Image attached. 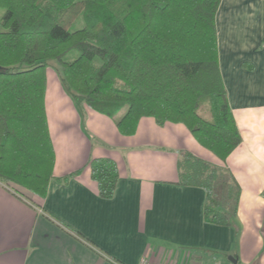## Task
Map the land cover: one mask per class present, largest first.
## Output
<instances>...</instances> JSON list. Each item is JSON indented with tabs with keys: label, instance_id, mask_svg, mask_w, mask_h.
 <instances>
[{
	"label": "trees",
	"instance_id": "1",
	"mask_svg": "<svg viewBox=\"0 0 264 264\" xmlns=\"http://www.w3.org/2000/svg\"><path fill=\"white\" fill-rule=\"evenodd\" d=\"M220 3L0 0V182L15 192L10 184L27 189L39 206L51 180L69 182L82 170L54 174L45 101L52 67L83 118L89 107L124 135L147 116L160 125L184 124L222 163L182 151L178 183L205 190L206 222L231 225L241 187L226 163L243 138L219 67ZM88 165L100 197L113 198L120 177L115 159L91 158Z\"/></svg>",
	"mask_w": 264,
	"mask_h": 264
},
{
	"label": "crops",
	"instance_id": "2",
	"mask_svg": "<svg viewBox=\"0 0 264 264\" xmlns=\"http://www.w3.org/2000/svg\"><path fill=\"white\" fill-rule=\"evenodd\" d=\"M216 27L219 67L243 138L226 163L241 187L232 224L206 222L205 190L178 183L182 151L222 163L184 124L147 116L124 135L89 107L83 118L47 71L54 174L82 170L69 182L51 180L39 206L27 189L10 184L20 196L0 182V264H264V0H221ZM98 157L119 168L111 199L100 197L91 175L88 162Z\"/></svg>",
	"mask_w": 264,
	"mask_h": 264
},
{
	"label": "rangeland",
	"instance_id": "3",
	"mask_svg": "<svg viewBox=\"0 0 264 264\" xmlns=\"http://www.w3.org/2000/svg\"><path fill=\"white\" fill-rule=\"evenodd\" d=\"M2 12H3V9H1L0 8V16H1V14H2ZM81 24H77V26H80ZM48 78H49V80L50 81H52V80H57V81H60V78H59V76H58V72H57V70L55 69V68H49L48 69ZM60 83H61V81H60ZM62 85V84H61ZM51 88H55V84H51ZM64 89V88H63ZM66 92V91H65ZM67 93V92H66ZM67 95L69 96V94L67 93ZM70 97V96H69ZM76 109H77V107H76ZM67 121H70V122H73L74 121V119L73 118H67ZM83 128H86V124L85 123H83ZM71 130H72V132H73V128H71L70 129V132H71ZM76 131V130H75ZM231 256V255H230ZM230 256H228V258L230 257Z\"/></svg>",
	"mask_w": 264,
	"mask_h": 264
},
{
	"label": "water",
	"instance_id": "4",
	"mask_svg": "<svg viewBox=\"0 0 264 264\" xmlns=\"http://www.w3.org/2000/svg\"><path fill=\"white\" fill-rule=\"evenodd\" d=\"M229 259L233 262V263H237L238 260L236 257L230 256Z\"/></svg>",
	"mask_w": 264,
	"mask_h": 264
}]
</instances>
